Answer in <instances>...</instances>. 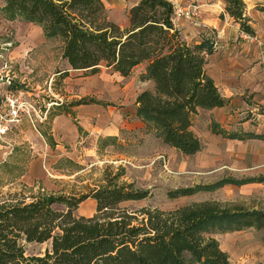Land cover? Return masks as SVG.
Returning <instances> with one entry per match:
<instances>
[{"label":"trees","instance_id":"16d2710c","mask_svg":"<svg viewBox=\"0 0 264 264\" xmlns=\"http://www.w3.org/2000/svg\"><path fill=\"white\" fill-rule=\"evenodd\" d=\"M4 1L1 10L6 19L39 24L47 39L60 40L62 55L73 70L95 74L104 65L127 77L146 62L140 79L152 80L154 87L138 94L136 115L147 131L182 154L193 155L203 148L193 128L195 115L201 108L211 110L227 102L206 69L207 56L216 45L210 39L194 44L186 41L176 26V7L171 0H136L128 10L125 28L109 18L103 0ZM225 1V12L241 30L253 33L246 1ZM259 9L264 11V6ZM69 72L58 73L68 76ZM10 87H17L16 82ZM88 102L94 99L81 98L71 106ZM64 108L74 118L71 107ZM211 129L226 137H239L216 121ZM248 136L264 139V134ZM110 168L105 182L87 192L40 191L2 201L0 264H231L229 253L213 233L264 224L261 210H232L215 200L173 210L143 206L132 211L121 204L147 199L151 190L123 181L122 167L114 172ZM251 181H264V177H224L211 184L170 190L168 197ZM88 198L96 200V212L77 215L76 210ZM46 242L50 245L43 253H27L29 244Z\"/></svg>","mask_w":264,"mask_h":264},{"label":"rangeland","instance_id":"374dc122","mask_svg":"<svg viewBox=\"0 0 264 264\" xmlns=\"http://www.w3.org/2000/svg\"><path fill=\"white\" fill-rule=\"evenodd\" d=\"M103 1L109 18L122 28L127 27L125 20L129 21L131 1ZM183 19L193 24H199L202 20L199 10L190 5L177 6L175 20L180 23ZM40 27L39 24L23 19H8L0 31V113L8 112L4 96L7 90L22 92L28 103L22 121L9 125V131L0 135V153L4 155L0 161V203L10 198L28 197L40 191L87 192L105 182V173L110 166L112 172L123 168V181L133 182L135 187L150 189L152 192V196L147 199L121 204L132 211L143 206L173 210L193 202L215 200L222 207L232 210L242 208L264 212V190H245L233 185L169 198L170 190L211 184L226 176V172L202 169L194 156L176 152L156 138L148 143L138 135H131L125 139V151L115 147L114 141L106 145L89 143L87 149H82L83 143L79 145V157L72 159L63 156L58 159L54 150L57 142L51 131L53 119L65 111L64 107H72L73 101L85 97L82 84L76 81L91 74L71 71L68 76H64L65 73L60 75L59 70L68 67L67 59L62 55V43L60 40L43 38ZM239 39L243 38L239 35ZM6 74L13 77L17 87L12 89L4 83ZM86 98L91 99V96ZM111 103L118 105V102ZM133 105L130 99L125 107L130 111ZM200 118L197 129L206 138V114L202 113ZM262 119L256 117L254 122L260 129L264 128V125H259ZM68 150L71 151L69 147ZM121 152H125V161L112 162L121 158H114ZM55 207L64 208L62 205ZM213 235L220 241L221 247L228 251L231 264H264V224L241 230L219 231ZM49 245L48 242L29 244L27 253H43Z\"/></svg>","mask_w":264,"mask_h":264},{"label":"crops","instance_id":"0c3cea01","mask_svg":"<svg viewBox=\"0 0 264 264\" xmlns=\"http://www.w3.org/2000/svg\"><path fill=\"white\" fill-rule=\"evenodd\" d=\"M130 1V7L136 3V0ZM171 1L176 9L177 6L190 5L195 10H199L202 18L199 24H193L191 21L183 19L180 23L176 22V26L189 43H200L204 39H210L215 43L216 50L207 56L206 69L227 101L222 107L211 110L199 109L194 117L193 128L200 136L203 148L196 154L188 156H194L197 159L196 163L202 169L223 170L226 172L224 177H233L239 180L264 177V139L248 136L249 133L264 134V128L260 129L254 123L255 118L258 117V119L263 118L259 125H264L262 111L264 108V44L259 45L253 40L246 39L240 24L225 12V0ZM245 1L253 33L264 41V11L259 9V5L264 6V0ZM0 2H3L0 5L1 31L8 19L3 16L1 10L5 1L0 0ZM127 24L129 21L125 20V25ZM41 28L43 38L49 40L45 37L42 26ZM239 35L243 39H239ZM146 66V62L138 65L127 77L111 68L102 66L101 68L104 69L101 72L90 76L84 75L83 79L76 81L82 84L85 95L83 98L89 95L91 99H94V102L72 106L74 118L71 114L64 112L54 117L51 131L57 142L54 150L58 159L63 156L72 159L79 157L81 149L79 145L83 143L82 149H87L89 143L106 145L108 142L114 141L116 142L113 144L115 147L125 151V139L130 138L131 135H138L143 138V141L146 139L148 143L152 141V138H156L168 148L178 152L175 148L164 143L153 131H147L146 124L136 115L138 94L154 87L152 80L140 79L141 74L146 71ZM65 69L70 72L83 71L73 70L69 63ZM3 80L10 87L13 77L6 74ZM105 99L108 101H103ZM130 99L133 100L134 105L128 111L125 104L130 102ZM112 101L118 102V105H113ZM202 113L206 114V134H208L206 138L197 129V123L201 119ZM250 113L252 114L250 115ZM213 121L219 123L228 132L236 133L239 137L231 138L213 132L211 129ZM241 136L244 138H240ZM1 153L0 161L4 158ZM118 155L114 158H121L112 160V162L122 163L125 161V152ZM226 185L243 187L245 190H264V181ZM95 212L96 200L93 198L86 199L76 210V214L79 216H92Z\"/></svg>","mask_w":264,"mask_h":264},{"label":"built area","instance_id":"2783aa9c","mask_svg":"<svg viewBox=\"0 0 264 264\" xmlns=\"http://www.w3.org/2000/svg\"><path fill=\"white\" fill-rule=\"evenodd\" d=\"M178 12H182L178 11ZM188 13V12H187ZM246 38L257 42L259 45H263L264 41L255 34L243 32ZM10 83V81H9ZM6 103L8 105V112L0 113V135H5L9 131V125L18 124L23 119V114L28 109V103L23 98L22 92L7 90L4 93ZM8 116V117H7Z\"/></svg>","mask_w":264,"mask_h":264}]
</instances>
